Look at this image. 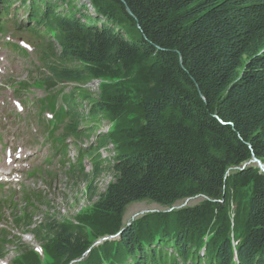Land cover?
I'll use <instances>...</instances> for the list:
<instances>
[{
	"label": "trees",
	"instance_id": "trees-1",
	"mask_svg": "<svg viewBox=\"0 0 264 264\" xmlns=\"http://www.w3.org/2000/svg\"><path fill=\"white\" fill-rule=\"evenodd\" d=\"M102 1L107 18L103 23L96 18L101 26L60 15L52 4L47 14L39 11L65 40L51 50L49 79L89 80L93 75L68 67L74 60L116 70L137 63L147 71L149 85L140 94L144 149L118 156L111 168L115 184L98 196L99 213L112 218L144 200L162 206L198 196L227 201L229 172L236 169L237 177L255 181L245 204L244 237L236 235V248L227 239L219 243L210 264H264V173L250 165L254 158L264 163V0ZM100 106L94 104V111ZM96 195L94 188L90 201ZM193 222L176 232L184 263L194 260L186 244L194 240L186 234L197 230L199 223ZM137 225L141 230L146 224ZM42 230L37 232L41 240ZM44 231L54 235L61 258L81 253L75 232L52 221ZM133 234L130 229L121 235L131 253ZM148 234L155 236L138 234L136 240L151 250L139 247L137 255L150 256L163 238L162 231ZM116 244L122 261L125 249Z\"/></svg>",
	"mask_w": 264,
	"mask_h": 264
},
{
	"label": "rangeland",
	"instance_id": "rangeland-1",
	"mask_svg": "<svg viewBox=\"0 0 264 264\" xmlns=\"http://www.w3.org/2000/svg\"><path fill=\"white\" fill-rule=\"evenodd\" d=\"M74 1L81 2V0H70V3L60 1L59 5L62 8H59L58 12L62 13L63 9L68 11ZM82 2L92 6V11H89L90 14L93 10L98 9H101V13L106 12L107 3L102 0H82ZM52 9L50 8V11ZM93 14L95 15V13ZM95 22L96 20H89L90 24H96ZM123 32L127 34L126 30ZM13 36L20 37L18 34ZM51 39L52 43H59L63 38L59 33H56L51 36ZM27 42L29 43V41ZM31 45L36 48L35 42L31 43ZM8 54L14 56L10 51H8ZM14 58L16 61L10 58L8 64L11 65L16 62V71L8 76L12 77L16 82H29V84L24 83L30 86L29 91L24 93L39 97H49L51 95L68 97L77 100L80 105H89V102H86L85 99L79 100V96L82 95L89 96L90 100H95L102 104L103 109H101V113L94 117L95 122L82 123L84 132H91V134H88V137L79 142L70 138L69 140L70 142L73 141V145H81L80 147L86 153L106 145L107 147L102 148L100 154L108 158H114L119 153L134 154L144 149V138L141 132L143 116L140 107V94L141 90L149 85L145 67L132 63L127 65L124 70H116L107 66H87L77 62L73 63L72 67L87 68L89 74L93 75L92 80L95 83L87 84L86 86L70 84L57 86L55 83L46 81L40 76L43 66L38 70V65L34 62L36 57L31 62L29 59L18 60L15 56ZM0 89L8 95L14 93L15 90L14 87L5 82L0 84ZM87 162H91L90 159L86 160V170L87 168L90 170L91 168ZM236 171L234 169L229 172V176H232L229 179L230 191L227 201L222 199L212 202L202 196H198L183 200L175 206H162L152 201L144 200L128 205L122 215L113 216L112 218L110 217L111 215H108V217L104 215V217L103 214H100L98 206L99 197L107 193L109 188L115 184L111 170L97 179H87L83 180L84 182L82 180L60 179L57 177L50 178L44 186L38 185L37 192L42 198L38 197L39 201L36 199L34 203L37 205L41 204L39 212L20 207L22 201L18 197L16 199L8 197L5 199L4 204L0 205V227L15 236L12 239L14 244L7 246L5 252L7 254L6 261L0 264H10V262L13 264H44V260L47 264H100L102 257L108 254L107 249L114 247L113 244L116 243V240L113 241L112 239L120 236L121 229L128 224H132L133 227L136 224L138 228V222L146 224L140 233L144 234L153 230L161 231L164 226L163 223H168L172 229L169 234L176 236L175 231L177 229L187 230L185 228L186 225L196 224L193 221H197L199 224L196 225L197 230H195L194 234L189 231L186 232L190 239L192 236L194 237L193 242L190 243L191 251L195 252L197 250L200 256H204L203 250L199 251L197 249V244H205L206 246H198L203 248H209L210 246V250L205 254L209 258L214 256L219 243L225 239H233L230 237L232 234H237L240 238L244 237L245 204L252 195L255 181L244 180L239 174L238 176L240 177H237ZM237 183L239 186L236 188ZM94 188H97V195L95 201L92 202L88 194L92 196ZM23 211H28L29 220L32 222H39V220L35 221V218L40 216L41 219L46 218L45 220H51L75 232L81 243L82 254L79 257L81 259L61 258L57 252V240L51 234L45 235L43 244H40L34 236L23 238L24 245L21 247L27 248L31 253L25 257H22V255L17 257V253L20 250V248H16L19 246L17 240L21 238V233L26 230L21 228L22 222L16 218ZM192 216L194 217L193 221L191 220ZM114 218L115 221L112 220ZM43 223H45L44 220H40V226ZM217 223H222L224 228L220 225L217 230ZM3 224H5V227ZM207 230L209 231L207 232ZM224 231H226L224 237L215 235L217 232L223 234ZM197 232H201V234L197 235ZM203 232L206 234L201 239L199 237ZM199 239L201 240L199 241ZM107 240L110 241L106 243ZM211 242H214V245L209 244ZM99 247L102 248L100 253H103V255L101 257L99 252L95 251ZM94 252L97 253L94 254ZM86 254L88 255L86 256ZM106 262L107 259H104L101 264Z\"/></svg>",
	"mask_w": 264,
	"mask_h": 264
},
{
	"label": "bare ground",
	"instance_id": "bare-ground-1",
	"mask_svg": "<svg viewBox=\"0 0 264 264\" xmlns=\"http://www.w3.org/2000/svg\"><path fill=\"white\" fill-rule=\"evenodd\" d=\"M61 1H65V3H70V0H61ZM86 1V0H85ZM82 2V1H81ZM80 2V3H81ZM54 3L56 4V5H59L60 4V1L59 0H55L54 1ZM79 2H77V1H74V4L72 5V6H70V9L68 10V11H66L65 10V12L67 13V15H66V17H69V18H72V19H76V20H80V21H82V22H85V23H88L89 24V20H90V18H92V19H95L96 20V18H101V20H102V23L103 22H105L106 21V16L104 15V13H101V12H99V9L98 10H93V12L90 14L89 13V11L91 10L92 11V6L91 5H88L86 2H82L81 4H80ZM58 14H60L61 12H58V9H57V11H56ZM93 13H95V15L93 14ZM37 16H42L41 14H40V12L39 13H37ZM91 21V20H90ZM93 21V20H92ZM96 23V22H95ZM102 23H96V25L97 26H101V24ZM57 33H59V35L63 38L62 39V41L61 42H55L54 44L55 45H57V46H60L65 40H64V34H63V32L62 31H57ZM73 140V139H72ZM71 140V141H72ZM74 141V140H73ZM73 141H72V143H73ZM78 143V142H77ZM93 151H91V153H92ZM105 156V155H104ZM103 157V156H102ZM121 233V232H120ZM179 233V232H178ZM206 234V233H205ZM122 235V234H121ZM121 235H120V237H121ZM176 235H177V233H176ZM204 237V236H203ZM113 241L114 240H116V243H118V242H120V240H119V238H114V239H112ZM110 241V240H109ZM108 242V241H107ZM106 242V243H107ZM105 243V244H106ZM113 244L114 245V247H115V245H117V244ZM187 243V242H186ZM104 244V245H105ZM102 247V246H101ZM101 247H99V248H96V250L95 251H98L99 252V256L101 257L102 255H103V253H100V251L102 250V248ZM114 247L112 248V247H109V249H107V251H108V254L107 255H105V256H103L102 257V259H101V263L103 262V260L104 259H107V262L106 263H104V264H122L123 263V260H124V262H125V260H126V258L125 259H123L122 261H118V263H116V262H114V261H112V259L114 258V253H115V251L116 250H114ZM146 249H148V250H151V248H152V246H144ZM207 251V248H205V250H204V252H206ZM97 252H94V254H96ZM128 259V258H127ZM100 263V264H101Z\"/></svg>",
	"mask_w": 264,
	"mask_h": 264
},
{
	"label": "water",
	"instance_id": "water-1",
	"mask_svg": "<svg viewBox=\"0 0 264 264\" xmlns=\"http://www.w3.org/2000/svg\"><path fill=\"white\" fill-rule=\"evenodd\" d=\"M252 163H256L257 165H258V167L260 168V170L262 171V173H264V165H263V163L260 161V160H258V159H256V158H254V160L252 161ZM251 163V164H252Z\"/></svg>",
	"mask_w": 264,
	"mask_h": 264
}]
</instances>
